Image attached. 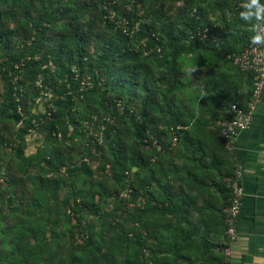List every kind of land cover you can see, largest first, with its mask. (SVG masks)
<instances>
[{
	"label": "rangeland",
	"instance_id": "obj_1",
	"mask_svg": "<svg viewBox=\"0 0 264 264\" xmlns=\"http://www.w3.org/2000/svg\"><path fill=\"white\" fill-rule=\"evenodd\" d=\"M87 1L98 3L105 12L104 22H97L99 30L110 35L122 33L125 36L122 40H127L142 53L144 47H140L143 42L139 41L140 30L154 25V29L152 27L148 31L156 32L160 36L162 48V60L153 65L158 79L157 92L166 96L165 106H169L171 114L183 115L188 127L187 132L194 140L190 145L181 140L172 147L170 155H174L184 164L190 161L200 163L199 159L202 157L206 158V163H213L218 147L220 156L222 152L221 141L216 140V119L213 115L216 113L220 117L224 113L223 106H228L234 98H246L251 90V81L227 60L226 51L219 58L209 51L191 48L192 44L187 41L184 33L179 34V39L172 43L168 33L175 28L183 31L182 28L186 27L185 24L190 19L202 25L212 23L213 28L222 26L225 30V50L229 47L239 48L254 35L249 31L250 25L246 21L243 20L244 24L237 26V12L244 10L241 5L245 0H229L227 4L219 3V0ZM75 2L76 0H33L30 17H24L14 0H0L1 16L15 31L10 42H0V264H15L16 258L21 261L18 241L21 245L26 243L36 254L37 259H33L32 264H48L49 259H52L51 264H70L69 259L72 258L73 252L77 256L83 253L78 245H84L88 241L87 233H93L95 240L100 243H116V256L120 264L125 262L126 255L130 252L126 248L128 240L122 238L121 226L125 224V214H129L133 209L121 204L119 194L124 189L121 182L112 178L106 172V167L102 169L101 158L95 161L98 165L96 168L91 166L90 172L80 171L83 165L84 135L80 134V131L76 132L69 116L61 114L58 121L62 122L64 127L67 126L69 131L66 137L62 136L55 141H47V130L37 122L45 120L44 116L50 108L57 111V101L66 102L67 95L71 96L74 107L81 112L88 111L92 102L100 107L99 110L104 109L99 105V100L105 92L98 91L95 95L87 93L93 90L94 78L98 77L99 70L96 69L94 75L89 72L84 74L79 80V89L74 91L64 76L66 74L63 75V72L50 63L44 66L38 75L30 73L26 76L25 74L30 72L29 69H20L19 64L14 67L15 71L19 69V72L10 68L11 57L30 59L35 47L45 51L46 47H42V42L46 41L47 46L52 44L50 34L59 32L66 26L70 12L77 8ZM30 32L33 33L32 39L26 37ZM182 44H186L188 48L173 60L174 50ZM91 50L94 51V46ZM147 54L148 52L145 56ZM190 56L195 57L194 63L204 68L203 71L194 73L191 78L181 71L182 65L189 61ZM34 58L39 59V56ZM93 59L94 65L100 68L103 63L101 54L94 53ZM146 62L148 61L144 60V63ZM72 72L76 79L79 78V72L75 68ZM4 73L11 78L9 81L15 86L13 97L20 102L17 112L22 118L19 122L6 115V112L14 114V108L5 104V101H10V97ZM63 91L65 93L61 94ZM109 95L113 100L117 98L113 92ZM84 96L87 97L84 99ZM130 96V105L136 109L142 106L144 97L141 93L133 92ZM94 99L98 101L94 102ZM122 103H118L120 109L110 110L108 115L103 116H107L112 122L117 120L122 129L123 140L132 142L135 134L131 131L129 119L122 115ZM155 113L159 117L162 115L158 109ZM31 117H34L36 129H30L28 133L23 134L22 130ZM162 118L168 119L170 114ZM196 127L205 135L203 136L202 132L195 133ZM111 153L106 144L105 159H110ZM51 154H58L61 161L73 172L68 176L62 175L60 170V175L53 173L55 171L50 170L46 161ZM12 175L17 176L16 182L12 180ZM49 176H59L56 189L43 181L49 179ZM130 179L133 180V176ZM219 182H222L219 186L223 191L222 185L225 181L220 178ZM99 183L106 189L104 200L100 193H97L98 189L101 190ZM93 194L95 197H92ZM74 210L86 219V223L89 222L87 230L79 224L78 215L73 214ZM22 235L27 237L19 239ZM201 238L196 241L194 239V246L199 245ZM222 248L220 243L215 244L211 254L218 259L222 258L224 262ZM175 256L169 255L168 262L162 264H175V260H178ZM182 261L200 264L186 260L179 263Z\"/></svg>",
	"mask_w": 264,
	"mask_h": 264
},
{
	"label": "trees",
	"instance_id": "obj_2",
	"mask_svg": "<svg viewBox=\"0 0 264 264\" xmlns=\"http://www.w3.org/2000/svg\"><path fill=\"white\" fill-rule=\"evenodd\" d=\"M32 1L33 0H14V3L20 7L24 17H30L31 7L33 5ZM219 1V3L222 4H227L229 2V0ZM260 2L264 4V0H260ZM75 3L77 8L73 12H70L66 26L61 31L50 34L52 44L47 46L45 43L46 41L42 42V47H46L45 51L35 47V50L31 52L30 59L25 57L24 60H22L21 56L17 58L11 57L12 62L10 68L15 71L14 67H16V64H19L18 68L20 69L28 68L30 72L25 74L26 76H29L30 73L38 75L44 66L49 63L52 64L55 68L59 69V71L63 72V75L64 73L66 74L64 76L74 91L79 89L81 83L79 80H81L84 74H88L89 72L94 75L96 69L99 70L98 77L94 78L93 90L87 93L95 95L98 91L105 92L99 100V105L104 109L99 110L100 107L95 106L92 102L89 105L90 109L88 111L81 112L77 107H74V101L71 96L67 95L68 100L66 102L57 101V111L50 108L47 115L44 116L45 120L41 122L40 120L37 121L39 126L47 130V141H55L62 136L66 137L69 129L67 126L64 127L62 122L58 120H60L61 114L64 116L67 115L70 117L71 123L75 125L76 132L80 131L79 133L84 135L82 153L90 154L91 150L85 147V143L89 140L85 132H83V120L92 114H97L102 119L103 115H108L110 110L120 109L118 103L123 102L122 115L129 119L131 131L135 134L134 141H124L121 136L122 129L118 125L117 120L112 122L110 119L109 121L103 122L105 126L104 144L98 146V151H101L100 161L103 163L102 169L106 167L105 165L109 164L111 166L110 175L115 180L121 182L123 186L122 189L124 188L123 190H125L128 185L133 189V192L128 198L122 197L123 190L119 194L121 204L130 206V202L135 203V206L131 207L133 211L129 212V214L128 212L125 214L127 215L125 224L121 226L122 238L128 240L126 248L130 250L123 264H162L167 263L169 255L174 254L178 259L175 260V264H180L179 261L181 260L200 264H228V260L223 253L224 262H222V258L218 259L212 256L211 251H213L215 244L211 243L206 236L202 235L199 245L197 244L194 246L193 241L198 237L200 231L195 225L189 230H186L183 226V218H177L176 224L169 223V218L167 217L169 213H172L175 209L177 213L183 215L185 211L184 206H190L192 200L189 195L186 194L185 197L181 196V203L177 206L170 196H168L167 185H164L163 195L159 198H153L152 190H150L152 181L156 179L155 168L159 166V159L169 154L172 150L170 143L171 129L178 125L185 126V130L177 132L180 138L179 143L181 140H184L190 145L194 141L187 132L188 127L186 121L183 119V115L178 113L171 114L169 106H165V102L167 101L166 96L157 92L158 79L153 71V65L162 60V48H160V36L156 34V32L148 31L152 27L154 29V25L140 30L141 34L139 41L143 40L140 47H144L143 49L145 50H143L142 53L129 44L127 40H122L125 37L122 33L117 32L118 34L113 33L110 35L98 29L97 22H104L105 15V12H103L98 3H89L87 0H76ZM240 9L241 8H239V10ZM237 14V26L244 24V21L240 18V11H238ZM1 15L2 13L0 11V42H10L15 31L5 23ZM123 16L129 17L127 14H123ZM193 17H196V15H193ZM185 26V28H182L184 29L183 31L180 28H175L168 33L169 38L173 41L172 43L179 39V34L184 33L187 37V41L192 44L191 48L209 51L219 58L222 57L223 52L226 51L228 54L237 52L251 42L249 39L246 44L239 48L229 47V49L226 48L225 50L223 44L226 41V33H224L225 30L222 26L213 28L212 23L202 25L198 21H196V23L192 22L191 19L186 22ZM205 26L210 27L209 40L190 39V31ZM26 37L32 39L33 33L30 32ZM92 46H94V51L91 50ZM187 48L188 46L186 44H182L181 46L178 45L173 52V60H176L178 54L185 51ZM146 52H148V54L145 56ZM94 53H99L102 56L103 63L100 68L94 65ZM22 56L24 55L22 54ZM36 56H39V59L35 60L34 57ZM144 60L148 62L144 63ZM227 60L231 62L228 58ZM73 68L79 72V78L77 79L72 72ZM18 70L19 69H16L15 72H19ZM242 74L248 76L251 81V90L248 96L244 99L242 97H236L228 106H223L224 113L220 117L216 113L213 115L214 119H216V130L222 145V147H220V150H222L221 153L225 152L226 149L224 148L225 142L219 133L217 121L222 118H230L231 114L229 109L231 105L238 104L244 106L252 95L253 76L251 74ZM3 77H5V84L8 88L10 97V101H5V104L14 108V114L10 115L6 112V115L14 118L16 122H19L22 116L17 112L20 102H17L13 97L15 86L11 84V81H9L11 78H8L5 73ZM160 78L162 79V76H160ZM109 92H113L114 96L117 98L113 100ZM133 92L141 93L144 97L142 106L138 109L130 105L132 103L130 93ZM62 93L64 94L65 92L63 91L61 94ZM85 97L87 96H84V99ZM95 101H98V99H94V102ZM156 109L159 110V113H162L161 117L155 113ZM169 114L170 118H162L167 117ZM30 129H36L34 117L28 120L22 133L26 134ZM194 132L200 134L202 130L196 127L194 128ZM202 133L204 136V132ZM59 134L61 135L60 137ZM155 141L156 144L154 143ZM207 141L211 142L209 140ZM106 144H108V148L112 152L108 160L105 159ZM217 152H219V147ZM202 158H200V161H203ZM214 158L217 159V154H215ZM219 158L220 178L223 179L231 176L234 173L233 168H229L227 165L226 167L223 166V162H227V158L220 155ZM46 161L50 170L55 171L53 173L57 175L59 174L60 168L64 166L66 168L65 175L68 176V174L73 172L71 168L61 161L58 154H51ZM134 167H138V171L133 172ZM90 170L91 167L84 163L80 169L83 173H88ZM126 172H128L130 176L127 175ZM143 174L144 176H142ZM131 176H133V180L130 179ZM49 177V179H44L43 181L50 187L56 189L59 176ZM12 180L16 182L18 180L17 176L12 175ZM160 183H162V181ZM99 186L101 190L98 189L97 193H100L102 200H104V193L106 191L104 188L105 186L102 183H99ZM220 187L221 186H219V191L224 194L226 203L224 208L219 207L217 211L219 212V216H222L224 220V209L229 205L230 191L226 187V183L222 185L223 191ZM92 197H95V195L93 194ZM139 197L145 200V202H141L140 206L137 205ZM195 199H197V197L193 198V200ZM93 204L94 202H92V205ZM155 212H158V214L156 213L157 217L153 218ZM73 214L75 216L78 215L76 210H74ZM77 220L84 229H88L89 222L86 223L85 218L78 215ZM205 233L207 234L206 231ZM87 236L89 237L87 239L88 241H86L84 245H78L83 253L77 256V254L73 252L72 258L69 259L70 264H120L116 256V243H100L95 240L93 233H87ZM24 237L27 236L22 235L18 238ZM17 244L19 246L18 251H21L20 254L22 257L21 261L19 258H16L15 264H32L31 261L37 259L33 250L29 248L26 243L21 245L20 241H18ZM222 246L221 244V247ZM186 249H189L187 250L190 252L189 254L184 252ZM88 255L91 257H88ZM51 263L52 259H49L48 264Z\"/></svg>",
	"mask_w": 264,
	"mask_h": 264
},
{
	"label": "crops",
	"instance_id": "obj_3",
	"mask_svg": "<svg viewBox=\"0 0 264 264\" xmlns=\"http://www.w3.org/2000/svg\"><path fill=\"white\" fill-rule=\"evenodd\" d=\"M224 148L226 151L221 156L226 157L227 162L224 161L223 166L227 165L233 170L240 168L245 188L241 214L237 219V237L230 246V264H264V101L257 108L251 128L239 133L231 148L226 145ZM214 159L213 163H206L203 157V161L199 159L200 163L188 161V164H184L170 153L162 156L159 166L155 168L156 179L152 181L150 190L153 198H159L163 195L164 185H167L168 196L177 206L181 203V196L189 195L192 200L190 206H184L183 215L175 209L169 213V223L176 224L177 218H183L186 230L194 225L200 230L195 241L204 235L211 243H220L224 248L228 245V239L224 220L217 211L219 207L224 208L226 203L224 194L219 191V152L217 159ZM136 171L138 167L133 168V172ZM195 197L197 199L193 200ZM156 213L153 218L157 217Z\"/></svg>",
	"mask_w": 264,
	"mask_h": 264
},
{
	"label": "built area",
	"instance_id": "obj_4",
	"mask_svg": "<svg viewBox=\"0 0 264 264\" xmlns=\"http://www.w3.org/2000/svg\"><path fill=\"white\" fill-rule=\"evenodd\" d=\"M192 40H209L210 28L198 27L190 31ZM234 67L240 72L251 74L253 76L252 95L250 100L244 105L232 104L229 112L230 118H222L217 121L220 136L225 142L226 147L231 148L234 138L241 132L249 130L253 124L258 106L264 101V45H253L251 42L237 52L226 55ZM107 116L101 119L97 114L89 115L83 120L82 128L89 141L85 143L86 149H90L91 153H83L82 163L89 167L96 168L95 161L101 158V151L98 146L104 144L105 126L103 122L109 121ZM186 127L178 125L171 129L170 143L174 147L179 143L178 131L185 130ZM61 135L59 134V137ZM156 144V141L154 142ZM148 148V147H147ZM62 175L66 174V168L60 169ZM106 172L111 174V166L106 165ZM127 175L130 176L128 172ZM243 173L240 168L234 170V173L225 179L226 187L230 191L229 205L224 209V220L226 226V236L228 245L223 248V254L230 264L231 244L237 237V219L241 214L243 201L245 197V188L242 184ZM133 192L129 185L123 190L122 197L128 198ZM143 198H138V204L141 205ZM131 207L135 203L130 202Z\"/></svg>",
	"mask_w": 264,
	"mask_h": 264
},
{
	"label": "clouds",
	"instance_id": "obj_5",
	"mask_svg": "<svg viewBox=\"0 0 264 264\" xmlns=\"http://www.w3.org/2000/svg\"><path fill=\"white\" fill-rule=\"evenodd\" d=\"M241 7L244 10L240 12V18L250 25L249 31L254 33L250 37L251 43L264 45V4L260 0H245ZM194 60L195 57L190 56L189 61L182 65L181 71L186 77L191 78L197 71L204 70L194 63Z\"/></svg>",
	"mask_w": 264,
	"mask_h": 264
},
{
	"label": "water",
	"instance_id": "obj_6",
	"mask_svg": "<svg viewBox=\"0 0 264 264\" xmlns=\"http://www.w3.org/2000/svg\"><path fill=\"white\" fill-rule=\"evenodd\" d=\"M180 264H189L188 262L182 261Z\"/></svg>",
	"mask_w": 264,
	"mask_h": 264
}]
</instances>
